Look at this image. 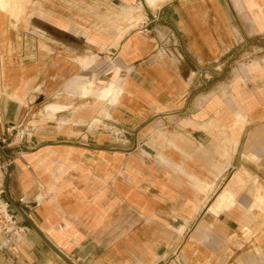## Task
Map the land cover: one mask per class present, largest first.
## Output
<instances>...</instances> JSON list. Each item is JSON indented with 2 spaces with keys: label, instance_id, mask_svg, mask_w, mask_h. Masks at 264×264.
<instances>
[{
  "label": "crops",
  "instance_id": "obj_1",
  "mask_svg": "<svg viewBox=\"0 0 264 264\" xmlns=\"http://www.w3.org/2000/svg\"><path fill=\"white\" fill-rule=\"evenodd\" d=\"M91 1L110 4L114 19L139 11L138 0ZM163 1L140 29L130 21L105 35L102 26L75 31L57 5L44 25L21 29L12 18L22 0H0L9 193L76 264H264V58L224 88L201 84L203 66L237 45L231 11L241 31L264 33V0L254 26L255 0H231L232 10L226 0H145ZM103 52L114 74L88 80ZM111 83L118 95L103 96ZM34 234L36 259H62Z\"/></svg>",
  "mask_w": 264,
  "mask_h": 264
},
{
  "label": "rangeland",
  "instance_id": "obj_2",
  "mask_svg": "<svg viewBox=\"0 0 264 264\" xmlns=\"http://www.w3.org/2000/svg\"><path fill=\"white\" fill-rule=\"evenodd\" d=\"M240 1L243 2L242 0ZM255 1L256 2L254 6L253 4H251L252 6L247 8L249 13L252 15V17L250 18L251 26L257 24L256 17L254 16V13L255 15L257 13V0ZM140 2L143 3V7H140ZM22 3L25 8L23 15L19 20L12 18L13 23L17 24L15 26L20 27L21 29L29 30L33 29L34 25H44L41 20L46 19L47 21H49V18H45V16L43 15L44 10L51 9L55 7V5H57L58 8H61L63 10L68 9V14L71 18V23L74 26L75 31L76 29L81 31L82 26H102L106 31L105 35H112V33L115 32L116 26H128L130 21L132 22L130 25H135V27L131 28L130 30L140 29L144 21H148L149 18H152L149 15L150 13H152V9H157V7L162 5L164 1L159 3L156 7H151L145 2V0H138L135 5L139 6V11L133 10L131 12L129 9H122L120 10V12H118L119 18H116L117 20L113 18V14L111 12L113 10L110 4H101L93 2L91 0H69L68 3H66V0H58V3L56 4H54V2L43 0H22ZM231 3V0H226V6L229 10H232ZM246 3L248 4V2ZM63 5H67V7ZM231 12L234 15L233 22L235 26H237V28H240L237 35V45H235L232 50L228 51V53L225 52L226 54H224L217 62L211 65L203 66V69L201 71L202 86H208L212 82L215 83L218 88H224L228 75L247 72L248 68L250 67L248 64L249 62L258 58H264V33L254 32L248 35L244 32V30L241 31V27H245L247 24L243 23V20L241 18L242 16L240 14L238 15V13H236L234 10H232ZM94 52L98 53V49L91 46L88 54L92 55L94 54ZM76 53H81V51H75L74 54ZM100 55L102 57L97 56L94 59L93 64L88 69V80L96 81L100 77L106 81L114 74V71H112V69L110 68L112 66L111 59L109 60L105 57L107 55L105 52H103V54L100 53ZM206 75H211L212 77L209 78ZM78 89L75 85L74 90L77 92ZM94 100L95 98L93 96L84 99V101L86 102H93ZM48 102L49 101H45V103ZM81 105L82 100L77 98L75 100L74 108L76 109ZM36 110L38 111V109ZM32 117L34 119L48 118L42 113H35L32 115ZM2 189H4V183L0 179V190ZM0 200H3L5 203L9 202V216H7L6 214L4 215V213L0 214V264H66L63 259H56L52 263L49 261V259L42 260V262L36 259L33 253H31L33 249L31 236L35 235V230L19 213L16 207L9 201L6 196V191L3 193V197ZM19 205L28 215L31 214L30 212H32V208L26 206L24 207L20 203ZM7 239H9L10 242L7 243Z\"/></svg>",
  "mask_w": 264,
  "mask_h": 264
},
{
  "label": "water",
  "instance_id": "obj_3",
  "mask_svg": "<svg viewBox=\"0 0 264 264\" xmlns=\"http://www.w3.org/2000/svg\"><path fill=\"white\" fill-rule=\"evenodd\" d=\"M0 154L2 155L6 163V172L4 178V187L6 191L7 198L16 207L19 213L24 217V219L30 224V226L38 233V235L53 249L62 259H64L68 264H76L69 256H67L63 251H61L35 224L33 219L23 210L19 203L10 195L8 190L9 176L15 167L13 163V157L6 152V148L0 144Z\"/></svg>",
  "mask_w": 264,
  "mask_h": 264
},
{
  "label": "built area",
  "instance_id": "obj_4",
  "mask_svg": "<svg viewBox=\"0 0 264 264\" xmlns=\"http://www.w3.org/2000/svg\"><path fill=\"white\" fill-rule=\"evenodd\" d=\"M18 133V135L21 137V138H23L25 135H29L30 134V130L29 129H25V128H23V129H21L20 131H18L17 132ZM3 142H5L6 143V139H3ZM6 168V163H5V161L4 160H2V159H0V170H4ZM5 192V190L4 189H2V190H0V199H2V197H3V193ZM3 200H0V202L2 203V204H6V209H7V211H8V206H9V202H2ZM20 202L21 203H25L26 205H27V207L29 206V202L28 201H26V199L24 198V197H22L21 199H20ZM1 213H4V215H5V212H3L2 210H1V206H0V214Z\"/></svg>",
  "mask_w": 264,
  "mask_h": 264
},
{
  "label": "bare ground",
  "instance_id": "obj_5",
  "mask_svg": "<svg viewBox=\"0 0 264 264\" xmlns=\"http://www.w3.org/2000/svg\"><path fill=\"white\" fill-rule=\"evenodd\" d=\"M119 91H120V87H119L116 83H111V85H110L109 87L103 89V96H105V95H107V94H110L111 96H115V95H118V92H119ZM220 198H222V197L220 196ZM220 198H219V200H220ZM223 198H224V196H223ZM220 201H221V200H220ZM220 201H218V202L220 203ZM0 206H1V210H2L3 212H5V214H6L7 216H9V213H8V211H7V209H6V204H2V203L0 202ZM6 242H7V243L10 242V240L7 239Z\"/></svg>",
  "mask_w": 264,
  "mask_h": 264
}]
</instances>
